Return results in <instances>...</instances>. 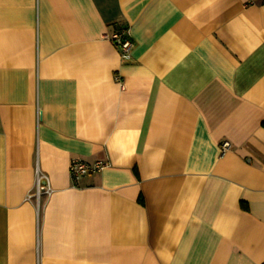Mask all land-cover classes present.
Listing matches in <instances>:
<instances>
[{
    "label": "crops",
    "instance_id": "crops-1",
    "mask_svg": "<svg viewBox=\"0 0 264 264\" xmlns=\"http://www.w3.org/2000/svg\"><path fill=\"white\" fill-rule=\"evenodd\" d=\"M0 264H264V0H0Z\"/></svg>",
    "mask_w": 264,
    "mask_h": 264
},
{
    "label": "built area",
    "instance_id": "built-area-1",
    "mask_svg": "<svg viewBox=\"0 0 264 264\" xmlns=\"http://www.w3.org/2000/svg\"><path fill=\"white\" fill-rule=\"evenodd\" d=\"M106 38L112 40L120 48V54L122 59L128 60L131 57V53L134 47V43L130 37L128 28L121 27L117 30H113L110 33L106 34ZM119 80V76L116 77ZM231 148V144L228 141H224L221 144V151L225 152ZM107 162L104 160H97L94 162H87L79 158H74L71 160L70 172L74 181H78L80 177L92 173L100 172ZM52 188L50 187L47 177L38 172L37 182H36V196L40 197L42 194H50ZM32 195H29L28 198H31Z\"/></svg>",
    "mask_w": 264,
    "mask_h": 264
},
{
    "label": "trees",
    "instance_id": "trees-1",
    "mask_svg": "<svg viewBox=\"0 0 264 264\" xmlns=\"http://www.w3.org/2000/svg\"><path fill=\"white\" fill-rule=\"evenodd\" d=\"M141 201H142V199H141Z\"/></svg>",
    "mask_w": 264,
    "mask_h": 264
}]
</instances>
